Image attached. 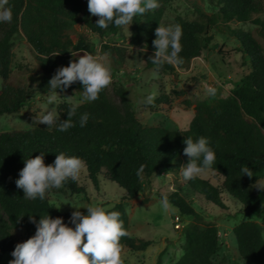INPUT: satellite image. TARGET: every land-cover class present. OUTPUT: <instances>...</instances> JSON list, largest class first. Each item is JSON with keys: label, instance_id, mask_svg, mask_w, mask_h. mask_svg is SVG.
I'll return each mask as SVG.
<instances>
[{"label": "trees", "instance_id": "16d2710c", "mask_svg": "<svg viewBox=\"0 0 264 264\" xmlns=\"http://www.w3.org/2000/svg\"><path fill=\"white\" fill-rule=\"evenodd\" d=\"M8 5L13 10V19L11 23H0V77L4 81L0 89V115L18 113L30 95L20 78L10 81L13 41L17 36L31 46L36 63V69H28V73L24 71L22 76H28L36 91L44 95L58 68L68 66L84 52L95 55L89 33L79 32L76 28L78 23H83L92 34L117 35L120 30L114 25L107 29L98 28L95 25L97 17H83L88 11L87 0H8ZM216 5V13L202 15L205 22L176 18L175 25L182 28L179 53L182 62H165L159 69L175 72L176 69L189 68L191 61L199 57L210 43L211 37L207 35L217 29L228 31L237 41L251 71L227 98L215 94L197 102L194 118L186 130H170L162 125L145 126L124 88L117 90L121 101L119 106L110 100L105 88L99 99L78 106L77 115L73 117L74 126L67 131H59L58 125L60 119H68L69 105L62 107L56 124L51 128L45 125L0 133V255H11L14 251L18 244V230L24 231L27 239L35 234L31 215L37 221L40 215L61 217L74 227L69 223L72 213L61 212L51 203L53 189L44 200L24 199L23 190L15 184L24 167V159L43 153L45 164L49 165L61 152L78 156L84 161L96 188H99L101 179L114 182L125 190V199L130 201L144 192L143 182L149 183L158 170L179 162L184 156L183 141L186 137L195 140L203 136L209 140V146L216 154L215 164L207 171L223 177L222 188L243 206L242 213L247 217L233 229L240 259L244 264H264V229L251 219L264 205V192L253 187L257 179H264V46L253 32L230 27L233 21L247 23L254 14L264 13V3L262 0H216ZM163 16V9H159L147 12L143 23L139 17L134 18L131 44L142 49L147 46L141 54L145 69L156 67L149 58L156 51L153 46L157 38L155 30ZM257 22L258 37L264 40V20ZM102 52L118 66L124 67L127 62L128 50L123 45L105 43ZM69 91L80 94L82 84L77 82L66 91L58 90ZM168 100L163 95L155 102L161 104ZM83 113H87L89 118L81 127L79 121ZM141 165H144L143 180L137 176ZM243 165L252 169L253 178L242 176ZM64 187L75 194L84 192L77 180L69 179ZM189 187L209 203L225 208L222 192L209 181L194 177ZM165 196L182 218L191 219L183 229V255L175 264H215L213 258L220 249L217 226L205 222L178 191ZM110 210L121 214L127 232L121 237V249L138 253L152 245L150 240L131 236L129 215L123 202ZM201 224L205 225L204 229L200 228ZM157 264H161V256Z\"/></svg>", "mask_w": 264, "mask_h": 264}, {"label": "rangeland", "instance_id": "374dc122", "mask_svg": "<svg viewBox=\"0 0 264 264\" xmlns=\"http://www.w3.org/2000/svg\"><path fill=\"white\" fill-rule=\"evenodd\" d=\"M262 1L264 3V0ZM157 3L158 8L148 12L163 9L164 16L161 23L166 26L175 25L177 17L205 22L206 19L202 15H212L218 11L216 0H157ZM83 17L94 18L89 11H86ZM137 17L142 23L145 21V14ZM263 20L264 13L254 14L249 22L233 21L230 27L253 32L264 46V40L258 37L257 32L259 28L257 21ZM76 28L79 32L89 33L95 55L105 56L103 62L110 68L112 75V82L107 87L110 100L119 106L121 101L117 90L124 88L137 116L148 127L162 125L170 130H186L194 118L197 102L207 100L211 96L207 93L208 88H213L218 97L227 98L233 90L240 87L243 78L251 71L239 50L237 41L228 31L221 32L213 29L207 35L211 37L210 43L203 48L199 57L191 61L189 68L167 72L156 67L145 69L144 63L140 62L143 61L141 54H144V51H141V46L131 44L134 22L129 30L120 28L117 35L92 34L83 23H78ZM105 43L123 45L127 48L128 57L124 67L116 65L112 58L102 52V45ZM12 51L14 58L10 81L20 78L30 95L18 113L0 115V133L45 126L36 122L35 117L42 110L50 107L44 95H40L35 89L36 86L31 84L32 80L28 76H22L24 71L27 74L29 70L36 69L31 46L25 39L17 36L13 41ZM3 82L0 77V89ZM152 93L155 97L149 104L146 99ZM58 94L61 98L75 96L73 103H79L81 100V95L75 91L58 92ZM163 95L169 98L168 102L156 104L155 100ZM35 97L40 99L36 100ZM67 105L62 100H57L55 107L58 117L62 107ZM188 162L189 158L184 155L179 162L158 170L149 183L143 182L144 192L130 201L125 199V190L114 182L101 179L99 188H96L84 166L77 179L84 192L75 194L66 187L53 189L50 201L61 212L69 213L75 211L71 205L83 208L94 204L112 209L117 203L123 202L129 215L131 236L150 240L153 243L146 251L138 253L122 248L121 264H157L160 256L161 264H175L183 255L185 244L183 229L191 222V219L182 218L171 204L167 212L163 211L159 201L162 198L161 195L165 196L178 191L196 212L201 214L205 222H212L217 226L220 249L213 258L214 263L244 264L240 259L233 232L236 225L247 220L242 213L243 206L222 188L223 177L214 171H205L196 177L207 180L220 189L225 208H219L206 201L203 196L193 193L189 187L190 180H183L179 174V168ZM169 171H174L172 177L162 178ZM80 211L87 214L86 209H80ZM178 216L182 220L181 229L175 228ZM251 219L258 222L264 229V205L258 208ZM200 228L204 229L205 225L201 224ZM16 238L17 243L27 240L22 230L17 231ZM12 259L10 254L0 255V264H9Z\"/></svg>", "mask_w": 264, "mask_h": 264}, {"label": "clouds", "instance_id": "9594fccd", "mask_svg": "<svg viewBox=\"0 0 264 264\" xmlns=\"http://www.w3.org/2000/svg\"><path fill=\"white\" fill-rule=\"evenodd\" d=\"M87 4L89 13L98 18L95 23L98 28L107 29L114 25L128 30L136 16L144 15L159 6L157 0H87ZM12 19L13 10L8 5V0H0V23H11ZM155 35L157 38L153 41V46L156 51L149 58L151 63L157 69L165 62L180 64L181 26L159 23ZM146 50L145 45L141 51ZM76 57L78 58L70 61L68 66L58 68L50 79L48 91L44 94L50 107L35 117L40 125L51 128L56 124L58 113L55 104L60 99L69 105V109L68 119H60L58 130L67 131L74 126L73 117L77 115L79 104L96 101L101 91L111 84L110 68L103 62L105 56L84 52ZM77 82L82 84L79 103H73L75 96L61 98L58 90L66 91ZM207 93L214 96L215 90L210 87ZM154 97V93L148 95L146 102L151 104ZM34 99L39 100L40 97ZM88 118L87 113L80 115L81 127L87 124ZM183 143L184 155L189 158V162L179 168L183 180H191L213 167L216 154L207 138L201 136L194 140L189 136ZM23 163L24 167L15 184L18 189L23 190L25 200L46 199L52 189L64 187L69 179L76 181L84 167V161L80 157L68 156L63 152L57 154L55 161L49 165L45 164L43 153L24 159ZM143 171L144 165H141L137 172L141 180ZM173 172H167L162 178H171ZM241 173L242 176L254 177L252 169L247 165L241 167ZM253 187L264 192V181L257 179ZM159 204L163 211H168L170 203L167 196H162ZM71 206L75 211L72 212L69 223L74 227L66 224L61 217L53 218L46 214L40 215L41 218L37 221L31 215L30 222L36 227L35 234L15 246L11 253L13 259L9 264H121L120 241L121 237L127 235L121 214L94 204L83 208ZM80 209H86L87 214Z\"/></svg>", "mask_w": 264, "mask_h": 264}, {"label": "built area", "instance_id": "2783aa9c", "mask_svg": "<svg viewBox=\"0 0 264 264\" xmlns=\"http://www.w3.org/2000/svg\"><path fill=\"white\" fill-rule=\"evenodd\" d=\"M176 219H177V221L175 222V228L176 229H181V221H182V220H180L181 217L178 216Z\"/></svg>", "mask_w": 264, "mask_h": 264}]
</instances>
